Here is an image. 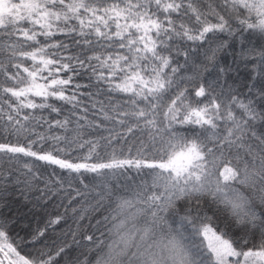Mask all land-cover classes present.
<instances>
[{
    "label": "snow or ice",
    "instance_id": "obj_1",
    "mask_svg": "<svg viewBox=\"0 0 264 264\" xmlns=\"http://www.w3.org/2000/svg\"><path fill=\"white\" fill-rule=\"evenodd\" d=\"M0 135V197L48 172L96 214L87 244L34 254L0 220V264H264V0H0Z\"/></svg>",
    "mask_w": 264,
    "mask_h": 264
},
{
    "label": "trees",
    "instance_id": "obj_2",
    "mask_svg": "<svg viewBox=\"0 0 264 264\" xmlns=\"http://www.w3.org/2000/svg\"><path fill=\"white\" fill-rule=\"evenodd\" d=\"M243 36L244 47L258 43V38L254 34L249 35V33L245 32ZM220 42H226L228 46L221 49L217 54L218 63L222 66H231L232 71L224 79H221L219 83L225 88L230 85L238 92L246 93L247 84L251 79V65L246 69L244 63L236 55L242 47L240 38L230 37L227 34H218L213 47ZM204 47H207V45H204ZM194 55H198V63L204 61L202 51ZM178 59L180 63L184 62L183 57ZM216 78L217 73L214 70L203 74V81L206 85L215 81ZM85 80L86 78H82V82H85ZM45 115L47 114L45 113ZM9 142L15 143L14 138L8 136L5 139L3 135H0V143ZM130 174L135 176L134 172ZM48 175V172H44L41 179L35 182V187L31 191L21 192L20 189L23 185H16L14 188L9 189L10 194L0 197V220H6L8 223L9 234L22 251V254H34L38 250L54 251L55 248L64 243L73 244V232L76 233V239L81 244H87L88 242L83 240V236L95 232L93 225H95L96 214L92 213L90 209L83 220L79 219L81 209L87 208V202L78 203L80 198H77L72 205H69L68 192L71 190L67 188V185H65L63 190H60L59 186L55 184L50 186L51 190L46 189L44 182ZM91 179L92 177L89 175L88 181H91ZM117 179L121 183L124 182L123 177H118ZM113 182L115 183L116 181L114 180ZM72 195L75 194L72 193ZM72 207L77 208L76 213L72 212ZM201 208L209 216H212L215 212V207L210 206L207 201L201 204ZM56 216L63 217L60 224L49 226L50 220ZM214 219L221 229L225 227L223 214L216 213ZM42 229L45 230V235L33 242V237ZM96 235H99V233H96ZM76 247L73 244V248Z\"/></svg>",
    "mask_w": 264,
    "mask_h": 264
}]
</instances>
